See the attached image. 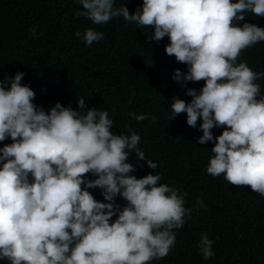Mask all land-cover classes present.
<instances>
[{
	"label": "clouds",
	"instance_id": "clouds-1",
	"mask_svg": "<svg viewBox=\"0 0 264 264\" xmlns=\"http://www.w3.org/2000/svg\"><path fill=\"white\" fill-rule=\"evenodd\" d=\"M126 2L74 0L80 6L75 15L94 25L122 17L154 29L153 41L167 36L165 53L187 65L172 79L204 81L199 92L187 89L190 102L173 97L168 119L186 114L192 128L201 121L197 142H214L206 173L264 196V95L257 83L264 72L237 62L243 50L264 41V28L237 26L248 13L264 17V0H142L132 13ZM30 31L35 35L36 28ZM75 35L87 46L104 39L93 28ZM23 76L0 79V142L12 141L0 148V261L151 264L168 256L176 244L173 230L183 227L191 209L186 193L159 183V173L131 174L130 153L147 168L158 167L140 149V135L131 128L128 135L114 134L107 110L78 111L57 102L46 112L33 103L35 92L21 83ZM77 106L85 109V99ZM129 116L156 123L150 114ZM213 128L223 131L214 137ZM89 174L96 178L86 179ZM95 188L105 202L87 190ZM213 243L201 234L204 260L214 256Z\"/></svg>",
	"mask_w": 264,
	"mask_h": 264
},
{
	"label": "trees",
	"instance_id": "trees-1",
	"mask_svg": "<svg viewBox=\"0 0 264 264\" xmlns=\"http://www.w3.org/2000/svg\"><path fill=\"white\" fill-rule=\"evenodd\" d=\"M123 2L115 0V6ZM141 5L142 0L125 3L130 13ZM78 9L74 0H0V79L23 72L21 83L31 87L33 103L46 112L57 102L78 111L107 110L114 134L128 135L131 128L140 135V149L158 167L149 169L130 153L127 162L135 168L131 174L141 178L159 173V183L186 193L185 207L191 209L183 227L173 230L174 248L151 264H264V196L249 186L229 184L223 175L206 173L214 142H197L202 135L201 121L192 128L186 123V114L168 119L173 97L190 102L187 89L199 92L204 81L172 79L175 69L186 73L187 65L165 53L167 36L153 41L154 29L138 27L122 17L94 25L75 15ZM246 22L264 28V17L248 13L237 26ZM33 27L35 35L30 31ZM86 28L102 32L104 39L85 45L75 33ZM241 61L253 71L264 72V41L243 50L237 62ZM257 83L264 95V78ZM81 97L85 99L83 110L77 106ZM129 113L150 114L156 123L150 119L138 122ZM222 131L213 128V136ZM11 142L10 138L0 142V148ZM87 190L105 202L101 189ZM198 200L204 201L203 207ZM116 203L121 208L125 205L119 196ZM202 233L214 241V256L208 260L198 247Z\"/></svg>",
	"mask_w": 264,
	"mask_h": 264
}]
</instances>
